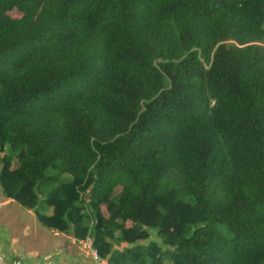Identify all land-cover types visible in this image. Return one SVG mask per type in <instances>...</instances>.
Segmentation results:
<instances>
[{
    "label": "trees",
    "instance_id": "trees-1",
    "mask_svg": "<svg viewBox=\"0 0 264 264\" xmlns=\"http://www.w3.org/2000/svg\"><path fill=\"white\" fill-rule=\"evenodd\" d=\"M0 193L104 264H264V0H0Z\"/></svg>",
    "mask_w": 264,
    "mask_h": 264
},
{
    "label": "crops",
    "instance_id": "crops-1",
    "mask_svg": "<svg viewBox=\"0 0 264 264\" xmlns=\"http://www.w3.org/2000/svg\"><path fill=\"white\" fill-rule=\"evenodd\" d=\"M0 201V264H95L71 230L45 226L35 209L1 193Z\"/></svg>",
    "mask_w": 264,
    "mask_h": 264
},
{
    "label": "built area",
    "instance_id": "built-area-1",
    "mask_svg": "<svg viewBox=\"0 0 264 264\" xmlns=\"http://www.w3.org/2000/svg\"><path fill=\"white\" fill-rule=\"evenodd\" d=\"M2 207V202L0 201V208ZM81 248L87 251L94 260L95 264H104L105 259L102 258L96 248L93 246L92 239L89 235H87L84 239L80 240Z\"/></svg>",
    "mask_w": 264,
    "mask_h": 264
},
{
    "label": "rangeland",
    "instance_id": "rangeland-1",
    "mask_svg": "<svg viewBox=\"0 0 264 264\" xmlns=\"http://www.w3.org/2000/svg\"><path fill=\"white\" fill-rule=\"evenodd\" d=\"M18 13H16V12H13V15H17ZM45 174L46 175H53V174H55V171H53V170H51V169H47L46 171H45ZM60 179H65V180H69L70 179V175L69 174H63L62 176H60L59 177ZM49 212H47V214H48ZM155 237V235H152L151 236V238H154ZM144 243H146L147 242V240H144L143 241Z\"/></svg>",
    "mask_w": 264,
    "mask_h": 264
}]
</instances>
